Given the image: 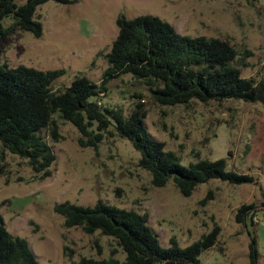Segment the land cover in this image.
Returning <instances> with one entry per match:
<instances>
[{"label": "rangeland", "instance_id": "374dc122", "mask_svg": "<svg viewBox=\"0 0 264 264\" xmlns=\"http://www.w3.org/2000/svg\"><path fill=\"white\" fill-rule=\"evenodd\" d=\"M140 14L156 15L183 35L228 38L242 53L249 51L241 76L264 82V0H47L35 12L41 35L13 29L0 42V64L63 70L52 84L55 90L69 86L78 74L99 83L118 32L117 18ZM12 21L7 17L3 25ZM99 99L120 106L125 115L135 101L143 102L148 132L175 151L181 165L224 159L227 170L250 175L254 182L232 186L211 180L183 197L172 182L162 188L151 184L128 139L106 134L96 147H82L75 126L58 120V141L41 132L55 155L48 177L34 175L0 144V214L7 231L28 242L39 264L107 259L112 253L125 260L113 238L65 228L63 217L53 211L64 202L91 207L98 201L146 214L163 247L174 238L184 248L217 225L216 245L197 264H251L252 242L254 261L264 264V104L231 99L163 105L129 74L111 79ZM251 204L246 224L237 223V209Z\"/></svg>", "mask_w": 264, "mask_h": 264}, {"label": "trees", "instance_id": "16d2710c", "mask_svg": "<svg viewBox=\"0 0 264 264\" xmlns=\"http://www.w3.org/2000/svg\"><path fill=\"white\" fill-rule=\"evenodd\" d=\"M45 1L0 0V42L17 28L40 36L42 24L35 12ZM54 1L67 4L74 0ZM7 17L13 21L4 26ZM116 24L118 32L105 54L107 67L99 83L78 74L69 86L55 90L52 84L63 70L0 64L2 149L24 160L34 175L48 177L55 155L41 132L46 130L52 141H58L61 120L75 126L77 142L82 147H96L106 134L128 139L140 155L138 167L150 175L151 184L162 188L172 182L183 197L191 196L199 185L211 180L232 186L253 183L252 176L227 170L224 159L181 165L176 152L166 149L148 132L143 102L135 101L125 115L120 106L103 105L99 99L111 79L129 74L144 83L151 96L163 105L231 99L264 104V82L240 73L249 51L242 53L228 38L180 34L169 22L152 14L132 18L121 15ZM253 208L252 204L240 206L236 222L245 225ZM53 211L63 217L65 228L79 227L89 235L99 231L113 238L126 255L124 261L115 259L112 253L107 259L82 257L72 264H197L199 256L215 246L220 235L215 225L184 248L174 238L168 247H163L149 227L146 214L101 201L91 207L64 202L56 204ZM254 245L252 242L250 246L251 264H256ZM0 264H39L28 242L7 231L1 214Z\"/></svg>", "mask_w": 264, "mask_h": 264}]
</instances>
